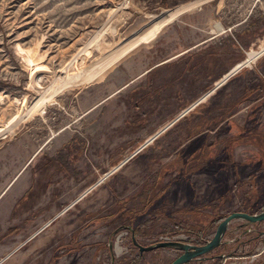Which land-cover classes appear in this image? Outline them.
I'll return each mask as SVG.
<instances>
[{"label": "rangeland", "instance_id": "1", "mask_svg": "<svg viewBox=\"0 0 264 264\" xmlns=\"http://www.w3.org/2000/svg\"><path fill=\"white\" fill-rule=\"evenodd\" d=\"M194 1L205 0H0V150L12 164L17 153L26 162L69 144L82 151L89 175L98 168L103 192L87 198L103 199L104 262L138 256L131 226L141 247L195 245L194 233L212 238L210 220L264 211V0H206L204 11L172 26ZM213 34L206 63L213 61L214 74L194 60L186 68L196 73L184 68L174 81L176 66L166 67L152 76L148 92L156 99L148 110L124 108L148 69ZM138 113L147 118L137 123ZM242 224L235 221L219 248L188 264L262 263L264 222L247 234ZM179 255L156 249L135 263L170 264Z\"/></svg>", "mask_w": 264, "mask_h": 264}, {"label": "crops", "instance_id": "2", "mask_svg": "<svg viewBox=\"0 0 264 264\" xmlns=\"http://www.w3.org/2000/svg\"><path fill=\"white\" fill-rule=\"evenodd\" d=\"M205 2L194 1L191 4L194 7L178 14L172 26L178 28L185 25L179 18L189 11L192 12L188 16L204 11ZM224 34L221 35L226 37ZM214 35L188 40L186 47L148 69L144 74V84L124 97V108L130 112L148 110L156 99L148 92L152 76H159L166 67L176 66L172 75L174 81L180 80L179 73L185 71L187 64L195 65L194 60L196 65L204 63L202 73H213V61H206L212 56L210 48L214 47L218 38ZM206 64L211 67L208 68ZM186 70L196 73L194 67ZM227 70L216 83L219 84L232 72V68ZM213 74L207 77L214 78ZM216 83L215 86L218 85ZM142 88L146 95L145 103L139 101ZM139 115L134 114L137 123L147 118L146 115ZM154 138L146 142L150 143ZM68 145H65V150L54 148L35 152L26 162L22 161V157L20 160L22 152L17 153V162L12 164L6 162L8 152L0 150V264H117L111 258L104 262L106 258L109 259L110 249L108 246L105 248L107 244L102 234V224L108 221L100 209L103 199L99 203L97 199L87 198L89 191L103 192V178L98 176V168H94L95 172L89 175L82 151L74 152ZM107 174L112 175L113 171ZM112 188L113 185L110 186ZM74 189L83 193L73 200L69 194ZM242 227L246 229L243 224ZM67 229L69 233L65 232ZM247 232L246 229L242 233ZM263 250L264 247L257 254Z\"/></svg>", "mask_w": 264, "mask_h": 264}, {"label": "water", "instance_id": "3", "mask_svg": "<svg viewBox=\"0 0 264 264\" xmlns=\"http://www.w3.org/2000/svg\"><path fill=\"white\" fill-rule=\"evenodd\" d=\"M180 14V13H179ZM178 15V14H177ZM176 15V16H177ZM175 16V17H176ZM242 65L233 69L223 80L215 86L216 89L221 83L225 82L232 74L239 70ZM146 142L144 146L147 144ZM240 221L244 224H257L264 222V211L258 214H248L244 212H234L226 216L216 227L212 238L206 241L203 245H193L185 242H172L165 241L154 244L149 247H141L137 244L133 235L131 236L132 243L136 246L140 253H145L148 251H153L156 249H171L180 253V255L174 259L170 264H188L194 260H204V255L212 252L213 250L219 248L223 244V239L227 233L228 227L232 222ZM260 236L264 235V232L259 233ZM260 264H264V261Z\"/></svg>", "mask_w": 264, "mask_h": 264}, {"label": "trees", "instance_id": "4", "mask_svg": "<svg viewBox=\"0 0 264 264\" xmlns=\"http://www.w3.org/2000/svg\"><path fill=\"white\" fill-rule=\"evenodd\" d=\"M194 6L193 5H190L188 8H185L184 9V11H186V9H191V8H193ZM142 90H144L143 88L141 89V91L139 92L140 93V97H139V101H141V103H145L146 102V95H145V92L144 91H142ZM149 196V195H148ZM157 214H155V215H153L152 216V218L151 217H149V218H147V222H152V220H154V219H156L157 218V216H156ZM159 217V216H158ZM226 217V216H225ZM225 217H219L218 219H213V220H210L209 221V223H210V226H214V227H217V225L225 218ZM170 224L172 225V226H174V228H176V229H178V230H182L183 228L177 223V222H170ZM245 227H250V226H252V225H250V224H243ZM254 225V224H253ZM129 229V231L131 232V236L133 235V237L136 239V237H137V231H136V229H134L133 228V226H131L130 228H128ZM139 229V228H138ZM185 229V228H184ZM198 238H197V240H196V243H195V245L197 244V245H203L204 243H205V241H204V237L206 236L205 234H204V232L202 231V232H200V233H194ZM131 241H132V239H131ZM143 254H145V253H140V252H138V256L133 260V261H131L129 264H136L135 262L137 261V260H140L141 258H142V256H143ZM118 264V263H117Z\"/></svg>", "mask_w": 264, "mask_h": 264}]
</instances>
